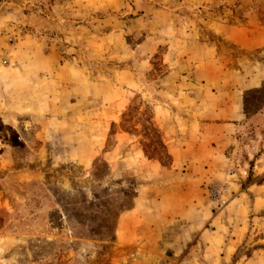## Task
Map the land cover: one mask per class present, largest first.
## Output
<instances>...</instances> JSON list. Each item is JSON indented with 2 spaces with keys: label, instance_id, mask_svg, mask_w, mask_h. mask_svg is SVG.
<instances>
[{
  "label": "rangeland",
  "instance_id": "1",
  "mask_svg": "<svg viewBox=\"0 0 264 264\" xmlns=\"http://www.w3.org/2000/svg\"><path fill=\"white\" fill-rule=\"evenodd\" d=\"M0 264H264V0H0Z\"/></svg>",
  "mask_w": 264,
  "mask_h": 264
},
{
  "label": "crops",
  "instance_id": "2",
  "mask_svg": "<svg viewBox=\"0 0 264 264\" xmlns=\"http://www.w3.org/2000/svg\"><path fill=\"white\" fill-rule=\"evenodd\" d=\"M207 91L210 92L211 88H207ZM213 94L215 103L213 116L188 114L180 116L179 125L169 123L167 126L165 134L168 135L166 138L168 151L173 155L176 164H186L187 169H205L204 163H211L212 167L209 166L208 169H213V157L219 158V154L224 151L226 144L233 140L235 120L241 119L240 116L236 119L234 117V96L229 97L228 90L226 93H220L216 89L214 93L212 91L211 97ZM220 99V103L225 107L224 111L217 109ZM165 122L167 123V121ZM142 201L141 194H138L132 210L138 212V205ZM149 215L148 219L155 218L154 214ZM156 226H160V224L156 223ZM150 227L153 231L154 226L150 225Z\"/></svg>",
  "mask_w": 264,
  "mask_h": 264
}]
</instances>
